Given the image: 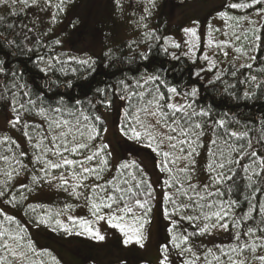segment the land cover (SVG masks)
<instances>
[{"label":"snow or ice","instance_id":"snow-or-ice-1","mask_svg":"<svg viewBox=\"0 0 264 264\" xmlns=\"http://www.w3.org/2000/svg\"><path fill=\"white\" fill-rule=\"evenodd\" d=\"M70 2L0 0L8 14L0 15V108L10 126L0 128V264H45L39 257L47 249L38 250L18 210L36 214L37 227L51 220L65 234L96 241L105 240L102 222L125 246L143 248L157 204L165 221L158 264H264V118L242 123L216 106L264 99V60L255 54L264 43V0H221L220 28L206 22L201 32L194 20L179 40L149 27L158 0H112L137 38L124 42L121 55L108 48L99 56L70 55L52 37ZM222 31L227 39L213 35ZM160 53L169 63L188 61V78L173 82L177 65L165 67ZM205 92L214 93L211 103ZM111 113L118 158L106 138ZM13 131L20 136L7 134ZM142 155L151 157L155 181ZM45 186L88 215L67 214L73 204L55 213L64 220L37 213L43 206L26 202Z\"/></svg>","mask_w":264,"mask_h":264},{"label":"rangeland","instance_id":"rangeland-1","mask_svg":"<svg viewBox=\"0 0 264 264\" xmlns=\"http://www.w3.org/2000/svg\"><path fill=\"white\" fill-rule=\"evenodd\" d=\"M220 4L221 0H187L174 7L171 18L174 22H182L184 27H192V21H199L201 32L205 31L206 22L220 28L221 22L214 18ZM158 13L156 10L153 15ZM61 18L62 22L52 27H54L56 33L64 32L66 48L78 55H83L85 52L94 54L112 42L130 38L137 33L124 25L123 21L114 15L112 0H71L66 11L61 13ZM154 18L155 16H152L148 21L149 26H151ZM73 20L78 21L75 27L70 24ZM47 23L48 21L45 19V24ZM205 51H208L207 47ZM114 118L115 113L107 116L109 132L106 138L111 141L114 157L118 158L121 147L113 124ZM6 121V116L0 112V128L9 127L6 125ZM146 159L149 161L153 181H155L156 174L153 161L150 156H147ZM42 192L39 195L40 198L52 202L58 211L65 204H73L74 208L67 214L74 216L88 215L86 209L77 206L80 202L74 201L65 193L57 192L47 186L43 188ZM159 207V204L154 207L151 223L146 225L148 239L143 248L135 244L125 246L122 243V235L102 222L97 227L105 236L104 241H96L86 235H77L75 232L61 235L59 241H56L57 235L44 240L48 242L49 247L60 252L59 255L63 258L65 264H158L160 247L165 242V221L160 216ZM58 219L64 220L65 215H61ZM221 233L218 232L216 235ZM35 236L37 237V235ZM80 240L94 246V256L90 255L87 258L84 257V253L80 252L81 257L78 254L79 252L77 253V247L75 246L77 243L75 241Z\"/></svg>","mask_w":264,"mask_h":264},{"label":"trees","instance_id":"trees-1","mask_svg":"<svg viewBox=\"0 0 264 264\" xmlns=\"http://www.w3.org/2000/svg\"><path fill=\"white\" fill-rule=\"evenodd\" d=\"M161 3H160V2ZM187 0H158L159 3V7L157 9V12H159L155 16L154 20L151 22V26H149L150 28H154L157 30L158 34H165L168 36H172L173 38H175L176 40H179L180 36L183 35V33L181 32V28L184 27L182 22H174L172 21V13H173V9L177 4H182L183 2H185ZM16 7H20L19 5H17ZM237 15H243L244 13H236ZM0 15H4L7 16L8 14L4 11V9L2 7H0ZM253 19H256L255 15L253 14ZM9 20H14L15 22L19 23L21 20H26V17H8ZM229 23H232L231 21ZM261 24H264V20H262L260 22ZM31 26V24H30ZM84 27V26H83ZM43 25H40L37 28V32H39L40 30H42ZM67 30V29H66ZM0 31H3L2 28H0ZM223 31H228L230 32L231 30L228 29L227 27H224ZM223 31L222 32H215L213 33V35L217 38V39H227V37H225L223 35ZM237 31H239V29H237ZM64 32L61 33H56L55 29L53 27V32H52V37L53 38H60L61 40L64 41L63 44V50L67 51L70 55H78L76 54L74 51H69L66 46H65V42H66V36L63 34ZM180 35V36H179ZM251 34L249 33V36ZM133 38H137V33H135L132 37L130 38H125L123 40L120 41H116V42H112L108 45H106L102 50L94 53V54H89V55H93V56H99V54L102 51L107 50L108 48H112L117 55H121L122 52H127V49L124 47V42ZM233 47H246V44H243L242 42H236V44ZM205 49H206V45H205ZM204 49V50H205ZM57 50L59 51L60 48L58 47ZM258 57V59L260 60H264V43L261 44V48L260 50L255 53ZM233 55H240L239 53H235L233 51ZM159 57L161 59H163L165 61V67H170L172 64L177 65L176 70L174 72L169 73V78L171 80H173V82H175L176 79H178L181 75H183L184 79L188 78V67H189V62L188 61H183V63L181 62H177V61H171L170 63L168 62V58L165 57L163 55V53L159 54ZM227 59H231V57L227 58ZM246 60V57L241 56V61L240 62H244ZM227 66V61H225V64L222 65V67H226ZM29 68L32 67L31 64L28 65ZM255 67V66H254ZM29 76H31V73L28 74ZM100 79H105L107 80L108 77L106 76H100ZM214 95V93L212 92H205L203 94L202 99L207 100L209 103L212 102V96ZM217 100H219V98L217 97ZM2 103V102H0ZM218 107L219 111H227L229 108L232 109V111L235 113V115L241 120L242 123L248 121V120H254L256 118H264V99H260V100H251V101H240L239 105L237 106L236 104H234L233 102L229 101L226 105L223 104H217L216 105ZM0 112L3 113L6 118H8L9 113L5 110H3L2 108H0ZM10 127V126H9ZM5 133L0 132V135H4ZM7 134L13 135L14 137H19L20 133L19 132H8ZM117 135V134H116ZM121 147V145H120ZM123 149L121 147L120 150V155L122 154ZM119 155V156H120ZM145 155H142L141 157H139V160L142 162V165L145 167V171H147L153 179V174L151 172L150 169V165H149V161H147ZM0 179H3V177H0ZM43 188L42 189H37L35 192L31 193V195L29 196V200L26 202L27 203H31L34 206H43V208L41 209L40 207L37 208V213H41L43 211H47L49 216L55 217V213L58 211L56 209V206L50 201H46L43 200V198H40L39 195H41ZM261 202L264 203V197H261ZM25 211L27 210L26 208L24 209ZM10 212H12L11 209H9ZM153 212H154V208H153ZM152 212V214H153ZM13 214L17 215V218L19 220L22 221V225L21 226H26L29 230L30 233V238L32 240L35 241L38 250L39 249H47V253H45L42 257H39V259H43L45 261V264H55V260H53V257H55L57 260L60 261V264H65L63 261V258L60 257L59 255V251L55 250L51 247L48 246V242H45L44 239H50L53 237V235H57V239L56 241H59V237H62L61 235H65V233L58 229L57 226L52 223V221H49V225H40L39 227H37V225L35 223H33V219L35 218L36 214H29L27 216H25L23 214V211H16ZM151 214V215H152ZM60 217V216H59ZM59 217H55V218H59ZM47 219V217H45ZM53 229H57V230H53ZM34 232V233H33ZM37 235V237L35 236ZM224 238V233H221L219 235H215V239L216 241L219 243L221 239ZM211 239V238H209ZM74 241V239H73ZM44 242V244H43ZM77 243V245L75 244V246L77 247V253L82 257L81 253H84V257L88 256H94V246L88 244V243H84L82 240L80 241H75ZM81 252V253H80Z\"/></svg>","mask_w":264,"mask_h":264}]
</instances>
